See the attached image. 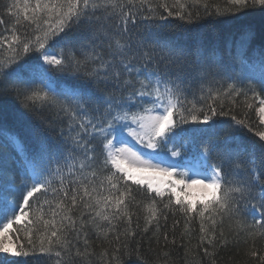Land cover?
I'll list each match as a JSON object with an SVG mask.
<instances>
[{
	"label": "snow or ice",
	"instance_id": "obj_1",
	"mask_svg": "<svg viewBox=\"0 0 264 264\" xmlns=\"http://www.w3.org/2000/svg\"><path fill=\"white\" fill-rule=\"evenodd\" d=\"M201 7L205 17L217 18L259 10L264 40V0H226L223 7L209 0H9L6 12L14 20L5 25L0 18L6 53L0 56V97H22L33 111L37 104L55 109L67 118L68 132L61 129L57 143L40 140L21 158V203L0 153V264L35 254L54 264L143 260L145 237L149 245L177 246V213L184 264H218L220 250L238 246L241 233L243 243L251 241L245 255L264 264V250L256 246L264 238V154L258 159L255 144L243 147L235 135L247 129L264 153V130H255L246 113L237 118L225 108L241 96L249 109L250 98L258 101L264 127V48L247 57L256 36L251 28L236 56L229 54L232 63L215 48L177 44L172 28H198ZM237 63L238 72L232 70ZM52 72L67 80L53 82ZM188 124L199 126L195 137L206 138L193 147L195 165L169 158L181 157L184 146L175 141L184 133L176 130ZM129 137L150 151L133 147ZM0 138V148L23 151L3 126ZM89 230L106 245L98 256ZM162 255L168 264L171 251Z\"/></svg>",
	"mask_w": 264,
	"mask_h": 264
},
{
	"label": "trees",
	"instance_id": "obj_2",
	"mask_svg": "<svg viewBox=\"0 0 264 264\" xmlns=\"http://www.w3.org/2000/svg\"><path fill=\"white\" fill-rule=\"evenodd\" d=\"M9 0H0V18L5 21V25H10L14 20V17L6 12V4ZM211 4H219L221 7L225 6L226 0H209ZM200 11L202 19L198 22L199 27L194 28L193 31L187 32L183 28L173 27L172 28V38L173 40L182 46L195 49L198 45H203L206 48H215L220 56L224 60H229V54L232 57L236 56L237 43L240 41L246 29L251 28L255 31V38L249 43L247 49V57L254 58L258 55L260 49L264 48V40L260 38L261 32V13L259 10H246L244 12L235 15H224L221 17H216L213 14L210 17H205L203 8L197 9ZM211 10V9H210ZM174 20L175 25L183 24L175 18H170ZM192 27V26H186ZM52 50L56 51L57 48L54 46ZM6 55L2 50H0V56ZM233 71H240V67L237 64H233ZM53 82L66 81L67 77L64 74L52 72ZM37 83L39 81H36ZM226 86V85H225ZM264 95V93H262ZM251 96V94H249ZM248 103L253 104L251 109L247 108L244 103V97L241 96L237 98L235 106H232L225 102V108L232 107V114L236 115L237 118H244L245 113L247 115L248 122L253 126L255 130H264V127L259 125V114L256 112V108L259 107L258 101L249 99ZM221 120H229V117H219ZM43 121V123H42ZM51 123V127L49 124ZM0 126H3L9 133L16 135L21 145L23 146V151L18 152L14 146H9L7 148H0V153H3L6 157V166L9 174L15 177L18 191L14 193V197L18 203L22 202V194L24 193V186L20 183L22 179L20 160L26 154L34 153L39 146V141L47 138L51 143H57L60 137L61 129H64L65 134L68 132V120L67 118H58L55 109L48 107L41 108L39 104L35 106L33 111L31 108H25L22 103V97L17 98L14 94L7 97H0ZM199 127L195 124L183 125L182 128H178L176 131L179 134L183 131L184 135H178L175 144L177 147L183 145L182 156L189 157L193 156V147H199L203 144L204 139L201 137H195L192 130ZM235 135L241 137L240 145L251 149L253 144H255L256 156L259 157L264 154L262 153L260 144L258 143V138L254 137L253 133L247 132V129L243 133H235ZM2 142V138H0ZM218 143H223V137L217 138ZM232 147H237L235 141H230ZM247 159V155H245ZM139 198V197H138ZM38 199H43V197H38ZM47 218V217H46ZM176 219H180L181 223L176 230L177 236V246L171 244L168 245L166 249L161 246H157L154 242L149 245L148 237H145L144 246L141 249V253L145 259L141 260L138 257L125 258L124 264H155L158 260L159 264H164L167 259L162 255V251H171V259H168V264H184V249L179 247V236L180 232L183 230V217L181 214L177 213ZM173 217H169V226L172 223ZM142 223V221H141ZM15 227V226H14ZM191 227L194 229V235L192 239V244L190 247L195 248L196 235L198 234V221H193ZM225 232L231 236L229 231V222L226 220L224 223ZM90 240L92 241V248L95 253L98 254L104 246L103 241L95 240V237L91 235ZM22 241L26 244V238H24L23 233H20ZM151 233H149V237ZM171 239V233L169 235ZM241 243L238 246H233L231 243L227 248L221 249L218 258V264H255L253 260L245 255L249 244L243 243L244 233L240 234ZM163 241H161V245ZM256 246L258 249L264 250V238L256 240ZM19 264H54V260L42 254H35L29 258H17ZM93 264H95L96 257H93ZM191 260V257H188ZM207 264V261H204Z\"/></svg>",
	"mask_w": 264,
	"mask_h": 264
},
{
	"label": "rangeland",
	"instance_id": "obj_3",
	"mask_svg": "<svg viewBox=\"0 0 264 264\" xmlns=\"http://www.w3.org/2000/svg\"><path fill=\"white\" fill-rule=\"evenodd\" d=\"M52 52H53V51H52ZM128 139H129L130 144H131L133 147H135V148H137V149H139V150H142V151H150V150H148V149L143 148L142 145L136 143V141L133 140L131 137H129ZM169 158H170V159H173V160H176V162H178V163H180V164H184L185 162H187V161H189V160L191 161V163H192L193 165H195V164L197 163V161H196L195 159H193V157H190V158H188V159H182L181 157H179V158H171V157L169 156Z\"/></svg>",
	"mask_w": 264,
	"mask_h": 264
}]
</instances>
